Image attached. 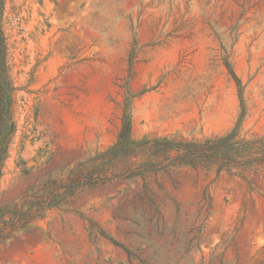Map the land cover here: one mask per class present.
Masks as SVG:
<instances>
[{"label": "rangeland", "instance_id": "rangeland-1", "mask_svg": "<svg viewBox=\"0 0 264 264\" xmlns=\"http://www.w3.org/2000/svg\"><path fill=\"white\" fill-rule=\"evenodd\" d=\"M3 29L17 129L0 206L16 228L0 264H264V170L144 179L119 165L81 187L128 93L136 140L232 130L224 52L244 85L243 134L264 136V0H6Z\"/></svg>", "mask_w": 264, "mask_h": 264}, {"label": "trees", "instance_id": "trees-1", "mask_svg": "<svg viewBox=\"0 0 264 264\" xmlns=\"http://www.w3.org/2000/svg\"><path fill=\"white\" fill-rule=\"evenodd\" d=\"M5 1L0 0V180L17 129L13 112L15 88L10 76L7 40L3 29ZM222 59L237 86L240 100V115L232 130L222 136L202 139L175 133L159 137L145 136L136 140L133 137L132 107L137 95L128 93L118 138L106 151L89 160L88 165L94 171L91 173H96L97 177L82 183L81 187L84 189L89 186V182L95 185L99 178L103 182L117 178L119 165L125 166V172L130 176L144 179L154 173L183 169L216 170L245 179L248 172L264 170V136L248 138L243 134V123L247 116L244 85L226 52ZM129 66L132 72V59ZM6 216L7 209L0 206V243L8 238L5 233L8 227L12 230L16 228L14 218L8 219Z\"/></svg>", "mask_w": 264, "mask_h": 264}]
</instances>
